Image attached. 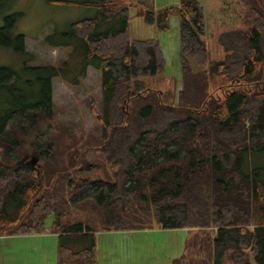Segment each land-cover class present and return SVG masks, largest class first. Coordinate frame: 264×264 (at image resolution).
<instances>
[{
  "label": "trees",
  "instance_id": "1",
  "mask_svg": "<svg viewBox=\"0 0 264 264\" xmlns=\"http://www.w3.org/2000/svg\"><path fill=\"white\" fill-rule=\"evenodd\" d=\"M151 2L99 0L95 18L43 39L65 51L64 61L37 67H30L37 57L25 50L26 36L4 40L23 14L4 19L0 45L13 48L22 69L0 68V237L51 230L62 249L83 244L91 254L98 231L215 228L207 264H252L250 256L264 264V18L248 16L245 27L221 33L225 57L212 60L200 0L161 10ZM131 7L160 33L178 17V97V86L147 88L144 78L163 76L166 61L158 38H131ZM110 23L119 28L98 31ZM90 67L101 72L96 137L56 120L52 100L55 80L77 87ZM32 152L47 161L18 167ZM90 153L100 158L89 161ZM64 156L59 169L55 158ZM94 171L100 175L93 180L80 176ZM89 204L104 214L100 229L63 222L73 205ZM194 244L190 238L172 264L189 263Z\"/></svg>",
  "mask_w": 264,
  "mask_h": 264
},
{
  "label": "rangeland",
  "instance_id": "2",
  "mask_svg": "<svg viewBox=\"0 0 264 264\" xmlns=\"http://www.w3.org/2000/svg\"><path fill=\"white\" fill-rule=\"evenodd\" d=\"M58 1H69L75 4H60ZM200 2L205 10L207 39L212 60H222L225 57V52L218 43V37L221 33L245 27L246 17L248 16L252 19L259 18L260 16L264 18V0H200ZM98 3L99 0H6L5 3L0 5V29L7 16L23 14L15 23L12 33L7 35L4 40L8 41L17 35L26 36L25 50L37 57V61L30 64V67H37L40 64H59L65 59V51L46 46L43 39L47 35L53 34L55 30L60 33L64 32L74 22L95 18L99 11ZM150 5L154 10H161L169 6H180V0H152ZM253 12H257V16L249 14ZM136 13V7H131V38L138 40L158 38L166 61L165 74L163 76L144 78L146 86L149 89L162 92H167L178 86L176 89L178 97V92L182 89L180 85L182 73L180 65L179 19L177 16H172L170 18V30L160 33L156 27L147 25ZM117 28H119V23L103 24L99 27L98 31L105 32ZM260 48L264 51V34L260 40ZM1 67H9L17 72H20L22 69V63L13 48L0 45ZM212 91L214 93L216 91L214 86L212 87ZM216 92L219 93V91ZM4 96L5 93L0 91V99L4 98ZM52 100L56 120L72 125L76 128L77 134L84 136L91 135L93 137L99 136L101 133L99 116L102 100L101 72L99 70L90 67L86 79L77 87H71L60 80H55L52 84ZM125 107H128L124 106L123 109L126 111ZM35 156H39L36 168L47 161L35 152L30 153L22 159L30 162ZM99 158L100 156L90 153L87 160L95 162ZM19 160L21 161V159ZM56 161L58 162L59 169H62L63 164L66 166V163H68V157H56ZM99 175L100 173L97 171L80 173V176L90 177L92 180ZM101 212L100 206L93 207L91 204L88 206L73 205L69 212L70 215L65 217L63 222L70 223L71 225L81 223L84 226H94L98 230L101 227L99 221L104 219V214H101ZM52 223L53 217H50L46 221L47 227L50 228ZM116 234L117 236L122 235V233ZM125 234H130L131 238H133L132 242H130V246L133 248V255L131 256L125 253L126 247L122 242L114 238L109 239L115 242L117 248L123 250L128 259L134 261L133 264H172L173 259L184 254L187 241L190 238L195 240V244L193 248L191 246L189 248L190 256L188 259L190 262H187V264H207L205 261L209 259L207 252L211 246V238L215 236V228L202 231L194 230L191 233L186 229L163 230L157 228L151 231H129L123 235ZM99 240L102 245L100 264H106L108 237L103 233L98 237V242ZM72 244L67 249L68 244L66 243V249L63 250L67 254L78 253V251L84 249L83 244ZM2 253H5L2 258H5L7 263H12L20 259L21 256L23 261L21 259L20 261L26 264H30L29 261H35L36 264H40L42 260L45 263L51 262L45 256V253L41 255L40 252L25 249V247L3 250ZM83 254L82 259L87 261L90 254L87 251ZM250 260L251 262L255 261L252 256H250ZM224 264L236 263L225 259Z\"/></svg>",
  "mask_w": 264,
  "mask_h": 264
},
{
  "label": "crops",
  "instance_id": "3",
  "mask_svg": "<svg viewBox=\"0 0 264 264\" xmlns=\"http://www.w3.org/2000/svg\"><path fill=\"white\" fill-rule=\"evenodd\" d=\"M50 229V228H49ZM120 232H129V231H101L95 234V241H96V248L94 250V253L90 254V257L87 261L82 259L83 253L85 250L78 251L76 255L74 253L67 254L65 250H63L60 246V234L59 233H53L51 230L44 232V233H31V234H24V235H12V236H1L0 237V264H26L23 263L22 256L20 259L15 260L12 263H7L5 261V258H2L5 253H2L3 250H10L13 249H20L24 248L29 250H36V252H40L41 255L45 253V256L51 260L50 263H45L44 260L40 261V264H90L91 262L95 261V264H100V255L102 252L101 249V243L100 240L98 242V237L100 234L105 233L108 237V255L107 259L105 258L106 264H133L134 261L128 259L126 255L123 253V250L120 248H117L115 242L113 240H110L109 238H114L117 241L122 242L125 247L126 243L125 241L132 242L131 235L125 234V235H118L116 233ZM99 243V244H98ZM66 249V248H65ZM67 249H69L67 247ZM66 253V254H64ZM93 254V255H92ZM78 255V256H77ZM79 257V258H78ZM54 259V261H53ZM90 261V262H89ZM30 264H36L35 261H29ZM28 262V263H29Z\"/></svg>",
  "mask_w": 264,
  "mask_h": 264
},
{
  "label": "water",
  "instance_id": "4",
  "mask_svg": "<svg viewBox=\"0 0 264 264\" xmlns=\"http://www.w3.org/2000/svg\"><path fill=\"white\" fill-rule=\"evenodd\" d=\"M38 161H39V156L33 157L32 160L28 163V167L30 169H34L38 165ZM252 262H253V264H256L255 261H252Z\"/></svg>",
  "mask_w": 264,
  "mask_h": 264
},
{
  "label": "bare ground",
  "instance_id": "5",
  "mask_svg": "<svg viewBox=\"0 0 264 264\" xmlns=\"http://www.w3.org/2000/svg\"><path fill=\"white\" fill-rule=\"evenodd\" d=\"M165 38L167 39V37H165ZM125 243H126V249H125L126 252L125 253H127L130 256L133 255V248H131V246L129 245V241L126 240Z\"/></svg>",
  "mask_w": 264,
  "mask_h": 264
},
{
  "label": "flooded vegetation",
  "instance_id": "6",
  "mask_svg": "<svg viewBox=\"0 0 264 264\" xmlns=\"http://www.w3.org/2000/svg\"><path fill=\"white\" fill-rule=\"evenodd\" d=\"M28 163L29 161L28 160H25V161H19L17 164H18V167H28Z\"/></svg>",
  "mask_w": 264,
  "mask_h": 264
},
{
  "label": "built area",
  "instance_id": "7",
  "mask_svg": "<svg viewBox=\"0 0 264 264\" xmlns=\"http://www.w3.org/2000/svg\"><path fill=\"white\" fill-rule=\"evenodd\" d=\"M120 233L124 234L125 232H120Z\"/></svg>",
  "mask_w": 264,
  "mask_h": 264
}]
</instances>
